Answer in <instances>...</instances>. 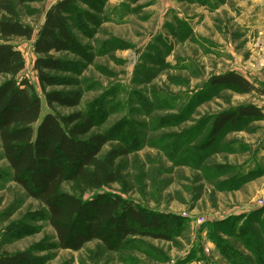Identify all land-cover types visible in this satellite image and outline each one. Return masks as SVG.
<instances>
[{
    "label": "rangeland",
    "instance_id": "374dc122",
    "mask_svg": "<svg viewBox=\"0 0 264 264\" xmlns=\"http://www.w3.org/2000/svg\"><path fill=\"white\" fill-rule=\"evenodd\" d=\"M56 1H23L20 21L36 35ZM68 23L78 48L57 54L66 69L52 73L61 82L46 90L79 95L78 105L55 109L94 120L84 138L106 136L102 161L112 150L127 152L114 159L117 181L97 189L68 181L60 189L83 200L118 194L163 215L170 237L59 248L45 207L12 180L0 148V253L25 251L26 264H258L264 117L242 119L214 137L210 129L215 115L240 104L264 113V95L215 86L211 78L233 71L264 89V0H78ZM34 37L11 40L25 61L15 79L34 86L43 115L49 108L32 68ZM9 77L0 74V83ZM246 223L251 249L233 230ZM213 238L240 258L221 254Z\"/></svg>",
    "mask_w": 264,
    "mask_h": 264
},
{
    "label": "trees",
    "instance_id": "16d2710c",
    "mask_svg": "<svg viewBox=\"0 0 264 264\" xmlns=\"http://www.w3.org/2000/svg\"><path fill=\"white\" fill-rule=\"evenodd\" d=\"M23 1L0 0V74L10 76L0 83V148L12 172V180L45 207L46 219L61 249L77 251L90 241L106 244L112 237L169 240L170 236L162 230L166 220L160 213L147 211L115 193L102 192L83 200L61 191V185L68 181H80L90 189L117 181L114 159L127 150H112L107 160L102 161L98 155L108 141L106 136L84 138L95 127L94 120L80 111L63 115L55 109V105H78L79 95L46 90V87L61 82L52 73L66 69L57 54L78 48L68 23L69 10H75L78 0H58L51 4L36 35L32 27L19 19L17 5ZM33 37L36 56L32 68L49 108L43 115L41 99L34 86L25 78L15 79L24 69L25 61L11 40ZM211 83L229 86L241 93L264 95V89L233 71L213 76ZM263 117L264 113L256 105L240 104L214 116L210 135L214 137L242 119L260 120ZM246 225L230 227L228 231L233 233L235 230L244 246L251 249L247 241L253 233ZM262 232L264 235V225ZM213 241L228 259L240 258L220 238H213ZM261 241L263 244L255 242L258 264H264V237ZM28 261L25 251L0 253V264H26Z\"/></svg>",
    "mask_w": 264,
    "mask_h": 264
}]
</instances>
